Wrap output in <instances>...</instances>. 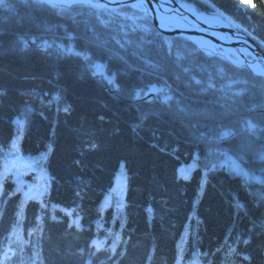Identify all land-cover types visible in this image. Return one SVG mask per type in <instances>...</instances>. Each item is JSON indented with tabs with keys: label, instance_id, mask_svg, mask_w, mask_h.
<instances>
[{
	"label": "trees",
	"instance_id": "obj_1",
	"mask_svg": "<svg viewBox=\"0 0 264 264\" xmlns=\"http://www.w3.org/2000/svg\"><path fill=\"white\" fill-rule=\"evenodd\" d=\"M181 1L264 46V0ZM6 3L0 264H264L263 78L147 17L123 46L104 10Z\"/></svg>",
	"mask_w": 264,
	"mask_h": 264
},
{
	"label": "water",
	"instance_id": "obj_2",
	"mask_svg": "<svg viewBox=\"0 0 264 264\" xmlns=\"http://www.w3.org/2000/svg\"><path fill=\"white\" fill-rule=\"evenodd\" d=\"M96 1L102 3L105 7L134 8L150 17L159 32L168 37L184 38L192 42H194L195 39L209 41L216 47L224 50L223 52L219 51V53H211L212 55L220 57L230 64L246 69L264 79V74L256 72L253 67H251V63L258 64L264 72V48L251 36L237 29L230 23V25L226 27L214 24L208 20H202V16L192 14L182 7L183 3L177 0H171L173 6H168L161 0H126L123 2H111L108 0ZM136 5L145 8V10L143 11L136 8ZM164 21L167 23H164ZM169 21H173L175 25L169 24ZM226 37H229V39ZM243 50L247 51L248 54L252 56V59H249L247 56H242V63L239 64L235 62L230 55H234V53Z\"/></svg>",
	"mask_w": 264,
	"mask_h": 264
},
{
	"label": "rangeland",
	"instance_id": "obj_3",
	"mask_svg": "<svg viewBox=\"0 0 264 264\" xmlns=\"http://www.w3.org/2000/svg\"><path fill=\"white\" fill-rule=\"evenodd\" d=\"M37 1L45 3V4H49V5L64 6V7H71V6L76 5V4H83V5L92 6V7L96 8L99 11L100 10H104V12L100 13V15H99L100 18H101L102 23L105 26L113 28V29H115L117 31H120L121 33L126 35L125 37L116 36V38H115L123 46L125 45V42L126 43H131V41L134 38V36L136 35L137 31L149 27L148 24H146V22H145V17H147V18H150V17L146 16L144 13H141L140 11L135 10L132 7H105L102 3H100V4H102V6L96 5L95 3H99L96 0H94L95 1L94 3H87L85 1H79V0L78 1H74V0H60V1H56V2H49V1H46V0H37ZM177 1L187 5V8L190 10L191 13H193L194 15H197V16H202V18H205V16H209V15H217V14H219V15L223 16L231 25H233L237 29L241 30L242 32L246 33L247 35L251 36L253 39H255V37L253 35H251L248 31L243 29L239 23H237L234 20H232L231 18L227 17L220 10L212 8L213 10L211 12L201 13V12L198 11V8H197L196 5L191 4L188 1H181V0H177ZM200 2L206 4L207 1L200 0ZM242 3H243L244 6H251L252 7L254 5V0H242ZM0 8L1 9H9L10 7L6 3V0H3V3H0ZM122 8H130L132 11H135V12L139 13V15H136V14L131 13V12L121 11L120 9H122ZM143 10H145V8H143ZM151 21H152V19H151ZM168 23L171 24V25H175L173 21H169ZM164 36L168 38V43L171 46L172 45V41H171L170 38H176V37H168L166 35H164ZM226 38L229 39V37H226ZM255 41H257V40L255 39ZM190 42H192V41H190ZM194 42H192V43L195 44L198 47V49L201 50L202 52H204L206 55L214 56L210 52H206L205 50L201 49L198 46V44L196 42L195 43ZM257 43L259 45H261L258 41H257ZM211 44L214 45L213 43H211ZM262 47L264 48V46H262ZM218 51L223 52L224 50L222 48H218ZM230 56L235 62H237L238 59H235L234 55H230ZM214 57H217V56H214ZM248 57H249V59H252V56L250 54L248 55ZM218 58H220V57H218ZM232 66H234V65H232ZM234 67H236V66H234ZM236 68H239V67H236ZM239 69H242V68H239ZM244 70H246V69H244ZM99 71H101V69H99ZM252 74L255 75L254 73H252ZM257 77H259V76H257ZM153 93H155V94H153L152 96L156 97V95H158L159 92L157 90H155V92H153ZM22 161L25 163V165L26 164L27 165H31V161L29 159H25V160L23 159ZM122 182L125 184V177L124 176H119L118 179H117V185L120 186V184ZM123 183L121 184L122 187H123Z\"/></svg>",
	"mask_w": 264,
	"mask_h": 264
},
{
	"label": "bare ground",
	"instance_id": "obj_4",
	"mask_svg": "<svg viewBox=\"0 0 264 264\" xmlns=\"http://www.w3.org/2000/svg\"><path fill=\"white\" fill-rule=\"evenodd\" d=\"M46 1H49V2H56V1H60V0H46ZM74 1H78V0H74ZM79 1H85L87 3H94L95 1L94 0H79ZM108 1H111V2H123V1H126V0H108ZM163 1L165 4H167L168 6H173V2L171 0H161ZM96 5H100L102 6V4L100 3H95ZM136 8L138 9H141L143 10V7L141 6H138L136 5L135 6ZM182 7L185 8L186 10H188L190 12V10L187 8V5L185 4H182ZM144 11V10H143ZM193 14V13H192ZM197 16V15H196ZM202 20H208V21H211L213 22L214 24H217V25H221V26H229V22H227L225 20V18L219 14L217 15H209V16H205V18H201ZM234 22V21H233ZM164 23H167L166 21H164ZM168 39V38H167ZM198 46L200 48H202L203 50H205L206 52H210V53H219L218 51V47L214 46L211 44V42L209 41H206V40H202V39H195L194 40ZM234 57L235 59H238L237 60V63L241 64L242 63V56H247L248 57V52L243 50V51H240L238 53H234ZM251 67H253V69L260 73V74H264L262 68L258 65V64H254V63H251Z\"/></svg>",
	"mask_w": 264,
	"mask_h": 264
},
{
	"label": "snow or ice",
	"instance_id": "obj_5",
	"mask_svg": "<svg viewBox=\"0 0 264 264\" xmlns=\"http://www.w3.org/2000/svg\"><path fill=\"white\" fill-rule=\"evenodd\" d=\"M0 3H3V0H0Z\"/></svg>",
	"mask_w": 264,
	"mask_h": 264
}]
</instances>
